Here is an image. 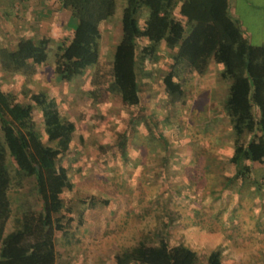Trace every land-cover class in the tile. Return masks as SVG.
Instances as JSON below:
<instances>
[{
    "label": "trees",
    "instance_id": "1",
    "mask_svg": "<svg viewBox=\"0 0 264 264\" xmlns=\"http://www.w3.org/2000/svg\"><path fill=\"white\" fill-rule=\"evenodd\" d=\"M58 1L75 20L70 35L54 48L46 37H21L12 48L1 46L2 71L31 74L51 50L52 70L61 80H71L92 67L86 91L91 105L113 94L140 110V78L150 75L153 69L145 65L159 59L158 45L163 43L172 51L159 76L164 110L149 125L162 140L176 139L182 122L171 115L185 104L187 83L215 63L218 77L227 81L221 108L232 131L227 158L234 166L232 177L243 180L251 162L264 163V41H249L231 16L228 0H124L119 36L109 59L99 56L100 26L114 12L116 0ZM21 95L38 108L42 130L31 122L30 106L21 107L11 91L0 89V264H55L56 236L62 248L74 243L75 227L83 223L85 210L106 205L109 199L86 194L74 204L62 195L73 188L61 159L69 150L75 121L62 114L58 101L43 89L24 88ZM144 117L135 111L111 142L96 144V155L112 150L123 155L134 125ZM177 215V210L168 212L161 225L116 250L114 262L232 264L224 260L219 247L210 249L202 263L188 243H170L166 225Z\"/></svg>",
    "mask_w": 264,
    "mask_h": 264
},
{
    "label": "rangeland",
    "instance_id": "2",
    "mask_svg": "<svg viewBox=\"0 0 264 264\" xmlns=\"http://www.w3.org/2000/svg\"><path fill=\"white\" fill-rule=\"evenodd\" d=\"M123 4L124 0H116L114 12L101 23L100 58L111 57L119 36ZM228 9L250 42L264 41V0H236V4L229 3ZM13 19L14 15L12 22H18ZM58 19L66 28L58 35H48L51 48L70 35L69 29L75 25L68 13H59ZM15 31L12 29L11 38L1 37L0 45L16 44L20 37L14 36ZM171 52L160 43L159 59L145 65L153 70L140 78V110L124 105L113 94H106L91 105L86 91L92 67H86L71 80H61L52 70L51 50L31 74L0 69V89L11 91L21 107H31V122L36 128L42 130L39 110L22 98L24 88L45 90L58 101L62 114L75 121L69 150L61 159L73 188L64 190L62 195L71 197L74 204L75 199L86 194L109 199L106 205L87 208L82 226L75 227L76 236L84 241L78 245L86 250L85 255L78 254L79 264H92L91 258L98 252L108 259L116 250L161 225L173 210L179 215L166 225L169 242L191 244L201 258L210 249L228 251L234 245L246 256L260 236V243L264 244V163L251 162V170L243 180L232 177L234 166L227 159L232 149V131L221 108L227 81L218 77L219 65L210 64L204 74L187 83L185 104L171 115L182 122L176 139L162 140L149 125L164 110L159 76ZM3 103L11 109L10 102ZM135 111L143 112L145 117L134 125L125 153L112 150L98 157L96 144L111 142ZM246 137L247 134L242 135L243 140ZM26 184L31 181L26 179ZM56 247L60 258L64 247L59 236ZM73 252L76 255L79 250ZM68 253L71 255L72 248ZM248 259L252 260V256ZM249 260L241 257L240 263Z\"/></svg>",
    "mask_w": 264,
    "mask_h": 264
},
{
    "label": "crops",
    "instance_id": "3",
    "mask_svg": "<svg viewBox=\"0 0 264 264\" xmlns=\"http://www.w3.org/2000/svg\"><path fill=\"white\" fill-rule=\"evenodd\" d=\"M229 3L236 4V0H228ZM59 13H68V10L59 6L58 0H0V38L1 37H12V29H15L14 36L21 37H31L33 38H41V37H48V35H58L60 32L62 33L66 25L61 23V20L58 19ZM12 15H14L13 20H18L17 23L14 21L12 22ZM175 17L179 19L181 22L183 18L179 15L175 14ZM4 22V23H3ZM5 25V26H4ZM13 25V26H12ZM18 32V29H20ZM70 33L72 29H69ZM22 33V34H20ZM15 45V44H14ZM6 46V45H0ZM12 48L13 46H6ZM214 64V63H211ZM217 65V64H216ZM220 68L218 67V70ZM84 222V221H83ZM83 224V223H82ZM82 224L78 225V229L82 226ZM262 238L258 239L257 237L253 241L254 243L249 248V253L245 256V251H240L237 247H232V249L225 251L223 249L222 254L227 255V262L232 264H241L240 260L241 257L247 258L252 256V260L246 262V264H264V244L261 245ZM71 243L72 246L70 247V243L64 245V255L62 257H58L56 259L55 264H79L78 254L82 253L85 255V251L80 248L84 243L81 238L75 239ZM79 244V245H78ZM132 244V243H131ZM191 245V244H190ZM78 246V247H77ZM194 249L195 246L191 245ZM260 246V248L258 247ZM72 248V253L69 255V250ZM259 248V249H258ZM74 249H78L79 252L74 255ZM262 249V250H261ZM81 251V252H80ZM244 252V253H243ZM207 253V252H206ZM205 253V254H206ZM114 252L110 255L107 259L106 254H100L98 252L94 255L91 260L93 261L92 264H116L113 259ZM201 258V262L203 263L204 256ZM66 256V257H64ZM81 260V259H80ZM225 260V259H224Z\"/></svg>",
    "mask_w": 264,
    "mask_h": 264
}]
</instances>
